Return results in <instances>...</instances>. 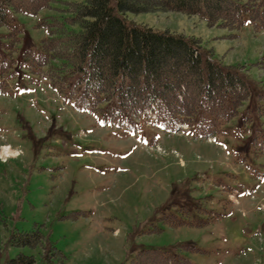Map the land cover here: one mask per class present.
Here are the masks:
<instances>
[{
  "label": "rangeland",
  "instance_id": "374dc122",
  "mask_svg": "<svg viewBox=\"0 0 264 264\" xmlns=\"http://www.w3.org/2000/svg\"><path fill=\"white\" fill-rule=\"evenodd\" d=\"M59 16L11 12L0 25V152L17 151L0 153V264L21 253L46 264L53 246L65 256L55 264H130L143 249L264 264V27L248 15L229 30L182 12L128 13L247 74L230 119L177 123L155 105L124 118L115 99L84 96L63 60L44 55L38 23ZM37 228L44 246L15 245Z\"/></svg>",
  "mask_w": 264,
  "mask_h": 264
},
{
  "label": "trees",
  "instance_id": "16d2710c",
  "mask_svg": "<svg viewBox=\"0 0 264 264\" xmlns=\"http://www.w3.org/2000/svg\"><path fill=\"white\" fill-rule=\"evenodd\" d=\"M43 9L60 13V19L45 17L38 23L47 30L45 57L63 60L83 85L84 96L108 103L115 99L124 118L155 105L177 123L201 122L207 113L228 120L249 95L247 74L215 60L202 50L200 39L156 30L129 20L128 13L182 12L229 30H241L248 15L262 28L264 0H116L115 5L110 0H0V25H10L11 12L36 16ZM45 239L37 228L14 243L35 248L44 246ZM58 257L64 253L53 246L46 264H55ZM34 263L33 256L23 253L9 260ZM130 264L192 263L166 250L143 249Z\"/></svg>",
  "mask_w": 264,
  "mask_h": 264
},
{
  "label": "bare ground",
  "instance_id": "6f19581e",
  "mask_svg": "<svg viewBox=\"0 0 264 264\" xmlns=\"http://www.w3.org/2000/svg\"><path fill=\"white\" fill-rule=\"evenodd\" d=\"M16 152L17 151L9 150L7 146H3V150L0 153L4 156H7V155H16Z\"/></svg>",
  "mask_w": 264,
  "mask_h": 264
}]
</instances>
